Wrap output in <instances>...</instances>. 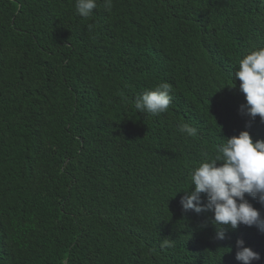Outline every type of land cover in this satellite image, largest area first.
Masks as SVG:
<instances>
[{"label":"trees","instance_id":"trees-1","mask_svg":"<svg viewBox=\"0 0 264 264\" xmlns=\"http://www.w3.org/2000/svg\"><path fill=\"white\" fill-rule=\"evenodd\" d=\"M97 5L84 19L75 0H0V264H242L237 239L264 264L255 226L219 240L211 212L180 205L227 137L264 139L232 86L264 47V0ZM161 82L168 110L139 113Z\"/></svg>","mask_w":264,"mask_h":264},{"label":"clouds","instance_id":"clouds-1","mask_svg":"<svg viewBox=\"0 0 264 264\" xmlns=\"http://www.w3.org/2000/svg\"><path fill=\"white\" fill-rule=\"evenodd\" d=\"M97 6V0H75L76 12L84 19H88ZM104 7L110 10L112 0H104ZM237 78L239 91L244 95L239 111L250 120L258 116L264 122V47L251 50L238 61L232 73V86ZM171 91L169 83L161 82L136 96L134 108L153 116L164 113L172 102ZM177 127L189 137L197 134L187 123ZM189 179L191 191L185 190L181 196V209L185 213L211 212L209 222L215 227L216 239L225 238L226 228L236 229L240 225L255 226L264 233V216L259 210L264 208V139L254 141L247 130L227 137L216 146L213 156L191 170ZM246 194L255 200L257 208L245 198ZM171 246L170 239L161 244L162 248ZM236 248L235 259L242 264L260 260V254L245 246L243 239L236 240Z\"/></svg>","mask_w":264,"mask_h":264}]
</instances>
